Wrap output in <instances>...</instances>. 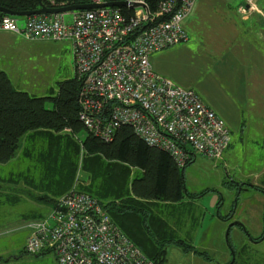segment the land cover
Segmentation results:
<instances>
[{"label":"built area","instance_id":"2783aa9c","mask_svg":"<svg viewBox=\"0 0 264 264\" xmlns=\"http://www.w3.org/2000/svg\"><path fill=\"white\" fill-rule=\"evenodd\" d=\"M114 1L127 6L31 16L23 27L15 17L0 16V32L72 45L78 118L95 138L110 143L128 127L178 168L196 155L220 161L231 143L225 120L195 90L157 74L151 62L154 53L190 41L188 23L198 0H162L156 11L145 0L90 4ZM25 228L24 253H51L56 264H155L100 198L78 188Z\"/></svg>","mask_w":264,"mask_h":264},{"label":"rangeland","instance_id":"374dc122","mask_svg":"<svg viewBox=\"0 0 264 264\" xmlns=\"http://www.w3.org/2000/svg\"><path fill=\"white\" fill-rule=\"evenodd\" d=\"M260 6L264 8V0H260ZM214 19L217 20V17H212V20ZM26 20V17H17L20 27L26 24ZM207 50L210 48L205 46L202 39L190 34L188 43L156 52L151 57L153 69L157 74L171 79L178 86L195 90L204 102L211 105L226 121L230 129L232 149L224 160L214 161L195 154L193 163L183 171L185 190L190 196L187 195L180 202L147 201L137 198L132 192V182L134 178L141 176L142 172L127 164L123 165L129 170L130 175L126 183L127 189L123 193L120 191L117 195L113 192L109 196V191L105 196L94 193L91 191L93 187L105 189L106 165H110L111 162L107 160L98 162L104 170V174L98 178L84 169L85 151L81 140L85 132L78 134L64 132L59 141H52L47 135L29 138L24 143L25 152L24 147L20 149L17 161L10 163L8 167L0 164V178L11 177L15 181L35 178L41 189L53 193L63 189L72 182L75 167L71 165L76 157L73 145L69 146L71 139L72 143L79 145L80 148L77 171L71 189L78 188L91 192L106 206L114 202L119 206L127 204L142 207L148 216L147 225L150 226L156 241L155 246L158 249H168L164 264H229L232 254L226 241V233L229 226L235 222L242 224L245 229L241 230L235 226L229 234V241L236 256L233 264H264V194L252 189L241 192L240 186H234L233 183L234 175L238 173L235 171L237 162L243 171L253 168L259 171L264 169V145L253 142L252 135L251 137L247 135L242 141L238 130L249 120L256 121L253 114L248 117V114L242 113L243 118L238 117V113L244 107L239 89L243 86L246 73L242 71V62L230 64L225 61L227 57L209 54ZM261 50L264 51L263 44ZM260 58L259 53L252 54L249 57L252 62L249 67L258 71L257 75H260L261 87L264 90V62H260ZM0 66L8 73L17 90L37 97L57 93L61 82L75 76L73 49L70 43L27 41L12 34L0 38ZM252 76L254 75L251 73L250 77ZM254 83L251 82L253 85ZM49 144H53L52 156L44 153ZM53 147L59 154L56 159H53L55 156ZM41 157H44L46 163L40 159ZM45 168L48 177L43 175ZM4 203L5 199L0 194V231L3 236L0 238V249L9 252L0 256V264H40L41 261L37 258L42 256H48L47 258L53 259L56 264V259L51 253L33 257L23 253V250L19 251L15 244L19 239V235H16L18 231L10 227L17 225L15 220L24 207L20 206L18 201L8 200L6 208ZM218 213L220 218L229 216L235 220L229 222L224 229V223L217 220ZM113 219L120 225L114 216ZM8 228V232L3 231ZM121 228L123 229L122 226ZM249 235L262 240L253 241ZM174 240L182 241L196 251H205L208 260L185 254L175 247L172 242ZM223 257H227L228 261L225 262ZM47 262L54 264L52 260Z\"/></svg>","mask_w":264,"mask_h":264},{"label":"trees","instance_id":"16d2710c","mask_svg":"<svg viewBox=\"0 0 264 264\" xmlns=\"http://www.w3.org/2000/svg\"><path fill=\"white\" fill-rule=\"evenodd\" d=\"M91 1L44 0V4L48 8H60L90 4ZM145 1L152 11H156L162 0ZM0 7L13 12H31L38 10L40 3L39 0H0ZM0 16H4V14L0 13ZM15 18L17 19V17ZM79 92L80 84L74 77L61 82L58 92L51 96H31L27 92L17 90L7 73L0 69V164H7L15 159L21 149L23 139L30 133H33V139L47 135L52 141H59L64 132L69 131L74 134L85 132V136L81 140L85 151L84 169L92 172L98 178L104 174V170L98 162L104 160L111 162L110 165H106L105 189L93 187L91 191L94 193L102 196H105L107 191H109L108 196L113 192H116L117 195L120 194V191L123 193L127 189L126 183H128L130 175L129 170L123 165L127 164L142 172V175L134 178L132 182V192L137 198L147 201L180 202L187 195L190 196L185 190L183 171L193 163L194 159H191L185 168H178L166 152L149 147L128 127L120 129L115 139L110 143L95 138L85 131L79 121ZM56 143L58 144V142ZM72 145L76 157L71 165H75V167L72 172V182L67 185H71L74 181L80 154L79 145L73 144L70 139L69 146ZM52 146L53 144L48 145L47 151L44 152L46 155L52 156ZM53 154L55 155L53 159L59 156L55 149ZM40 159L44 160V157ZM44 162L46 163L45 160ZM107 208L123 227V230L155 264L165 263L167 251L155 246L156 241L152 236L150 226L147 225L148 216L143 212L142 207L127 204L119 206L113 202L108 204ZM229 218L226 217V220ZM241 228L245 229L244 226ZM250 238L253 241L262 240V238H253L252 236ZM172 242L181 247L184 252L193 251L208 260L205 253L196 251L182 241L174 240ZM231 248L234 247L231 246Z\"/></svg>","mask_w":264,"mask_h":264},{"label":"crops","instance_id":"0c3cea01","mask_svg":"<svg viewBox=\"0 0 264 264\" xmlns=\"http://www.w3.org/2000/svg\"><path fill=\"white\" fill-rule=\"evenodd\" d=\"M215 16L217 20H212V17ZM188 29L189 34L197 35L202 39L205 46L210 48V50H207L209 54H219L227 57L225 61L230 64L242 62V71H245L246 76L243 80V86H240L239 95L244 107L241 108L242 110L238 113V117L239 119L243 118V114H248V117H251L253 114L256 121L253 122L249 120L243 127H239V135L242 141H244L247 135L250 137L252 135L254 137L253 142L264 145V90L261 87L260 75H257L258 71L251 70L249 67V64L252 63L249 57L252 54L259 53L261 56L260 62H264V56H262L264 55V51L261 50V44L264 45V8L260 6V0H198L195 13L188 23ZM10 34L11 33L0 32V38L8 37ZM211 48H215V50ZM0 69L5 71L1 66ZM251 73L254 76L250 77ZM251 82H255L254 85L251 84ZM207 105L214 109L211 105ZM29 138H33V133H30L23 139L21 149ZM25 149L26 146L24 147V152ZM231 149L232 145L230 143L229 148L223 154L222 160H224L226 154H228ZM19 155L20 152L15 159L7 164L1 165L3 167H8L10 163L18 160ZM46 171L47 169L45 168L43 175L45 174L48 177ZM235 171H238V173L234 175L233 183L234 186H240L239 189L241 192H248L249 189H252L264 194V169L259 171V169L253 168L243 171L237 162ZM70 189L71 185H67L63 189L53 193L46 189L39 188L35 182V178L18 179L17 181L11 177L4 179L0 178V194H2V197L5 199L4 207H7L6 202L8 200L13 202L18 201L20 206L24 207L23 211H19L20 214L17 216V220H15L17 225L10 227L18 231L16 235H19V239L15 244L19 251L23 250V246L29 235V230L25 228V224L30 221L44 219L55 206L56 200ZM217 220L224 223V229H226L228 223L235 219L231 217L227 220L225 217L220 218V213H218ZM235 226L243 230L241 226L234 225L233 227ZM233 227L230 232H232ZM8 230L9 228L6 230L3 229V231L6 232H8ZM1 237L3 236H1L0 231V238ZM175 247H178L184 252L178 245H175ZM168 248H170V246ZM166 251L168 253V249ZM198 252L205 253V251ZM5 253L7 254L9 252L0 249V256L5 255ZM184 253L205 259L195 254L193 251ZM47 257L48 256H42L37 259L41 261L40 264L44 262L48 264L47 261L49 260H52L54 263L53 259H48ZM223 259H225V262L228 261L227 257H223Z\"/></svg>","mask_w":264,"mask_h":264},{"label":"water","instance_id":"95a60500","mask_svg":"<svg viewBox=\"0 0 264 264\" xmlns=\"http://www.w3.org/2000/svg\"><path fill=\"white\" fill-rule=\"evenodd\" d=\"M40 3V7L38 10L36 11H31V12H13L4 8L0 7V13L4 14V15H8L11 17H31V16H38V15H43V14H57V13H65V12H70V11H75V10H88V9H94V8H98V7H126L127 6V2L126 1H114V2H108L105 3L101 6L95 5V4H84V5H74V6H65V7H60V8H48L45 4H44V0H39ZM234 225H239L242 226V224L240 223H232L226 233V241L228 243V245L231 248V244L229 241V234H230V229L234 226ZM231 254H232V260L230 261L229 264H233L235 262V251L231 248Z\"/></svg>","mask_w":264,"mask_h":264}]
</instances>
